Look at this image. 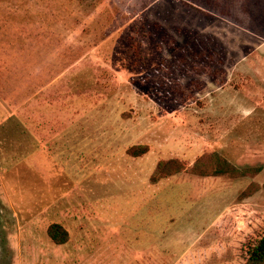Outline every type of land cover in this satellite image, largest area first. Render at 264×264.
<instances>
[{
  "label": "rangeland",
  "instance_id": "obj_1",
  "mask_svg": "<svg viewBox=\"0 0 264 264\" xmlns=\"http://www.w3.org/2000/svg\"><path fill=\"white\" fill-rule=\"evenodd\" d=\"M263 234L264 0H0V264H245Z\"/></svg>",
  "mask_w": 264,
  "mask_h": 264
},
{
  "label": "trees",
  "instance_id": "obj_2",
  "mask_svg": "<svg viewBox=\"0 0 264 264\" xmlns=\"http://www.w3.org/2000/svg\"><path fill=\"white\" fill-rule=\"evenodd\" d=\"M148 151V146L142 145L129 148L127 153L132 157H140ZM184 170H187L185 165L178 160L160 161L151 176V181L157 183L163 178L174 176ZM191 171L201 177L228 175L232 178H240L247 175L240 172L226 159L215 155L201 157L196 161ZM48 232L51 239L57 244H64L69 239L68 231L60 224L51 225ZM245 264H264V234L254 246L250 247Z\"/></svg>",
  "mask_w": 264,
  "mask_h": 264
}]
</instances>
